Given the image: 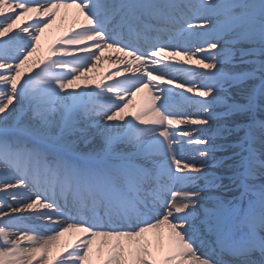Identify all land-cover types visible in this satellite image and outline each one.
<instances>
[{"label": "snow or ice", "instance_id": "6c2138e0", "mask_svg": "<svg viewBox=\"0 0 264 264\" xmlns=\"http://www.w3.org/2000/svg\"><path fill=\"white\" fill-rule=\"evenodd\" d=\"M257 113L264 0H0V264H264Z\"/></svg>", "mask_w": 264, "mask_h": 264}, {"label": "bare ground", "instance_id": "6f19581e", "mask_svg": "<svg viewBox=\"0 0 264 264\" xmlns=\"http://www.w3.org/2000/svg\"><path fill=\"white\" fill-rule=\"evenodd\" d=\"M74 10H64L62 9L60 14H58L56 22L53 23V25L46 30L44 33V36L42 37V44H46L49 40L54 39L57 35H59L71 22L72 15L71 13ZM65 13H67V16L65 17ZM122 56L123 54H117L114 53L112 50H107L105 52L106 59L103 61L104 68L100 69V71L105 70H115V68L120 64L119 59H117V56ZM110 57V59H109ZM247 120H235L232 119L229 121L230 126L235 123H241L244 124ZM216 124L214 123L213 127H215ZM242 135V133H241ZM216 145H223V147H217L216 150L213 152V156L215 159L209 161L210 167L209 170H216V172L212 173L215 176L221 177L222 180L218 182L217 187L214 189L209 190L211 197H220L227 199V194L231 193H238V191L230 184V181L228 180V176L231 174L229 171L230 165L232 163V154L233 151L239 150L238 145L233 147L229 142L225 140H221L219 142H215ZM220 153V154H217ZM222 154V155H221ZM256 183H259L260 180L257 179L255 181ZM200 183V181H199ZM205 249L203 247H200V252H204Z\"/></svg>", "mask_w": 264, "mask_h": 264}]
</instances>
